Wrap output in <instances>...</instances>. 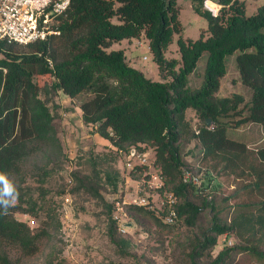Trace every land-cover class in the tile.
<instances>
[{
    "label": "trees",
    "instance_id": "16d2710c",
    "mask_svg": "<svg viewBox=\"0 0 264 264\" xmlns=\"http://www.w3.org/2000/svg\"><path fill=\"white\" fill-rule=\"evenodd\" d=\"M190 1L192 10L207 23L196 39L180 36L177 0H71L59 18V34L26 45L27 53H17L18 45L0 39V264H19L47 239L45 230L34 233L15 215H47L22 185L28 160L57 144L53 115L44 101L49 91H60L70 99L86 94L78 106L80 120L92 126L113 151L126 156L132 150L152 151L149 164L135 166L127 175L143 173L146 180L148 168L159 170L164 183L160 194L172 193L175 199V222L182 219L196 227L200 214L208 212L211 222L190 246L188 264H241L234 259L242 252L264 264V145L250 149L225 134L227 128L247 123L264 130V2L247 14L238 0H212L219 6L213 15L203 9L209 0ZM174 34H178L179 58L167 60L164 52ZM141 36L148 42L158 73L169 80L146 78L127 63L122 49L111 48ZM56 39L63 43L59 56L52 46ZM233 53L239 82L250 91L247 103L239 94L216 95L226 74L225 58ZM203 54V80L198 88H190L188 76ZM42 75L51 81L38 85L36 78ZM188 110L193 111L194 126L186 116ZM191 141L199 147L195 166L181 158V145ZM93 159L94 167L96 160L99 167L104 161L99 154ZM100 169L102 180L115 192L123 180L118 171L111 166ZM182 170L198 176L202 187L184 183ZM218 176L230 179L233 187L225 205L216 208L213 189L219 184ZM99 179L95 173L80 187L100 198ZM231 199L235 202L227 205ZM106 208L110 241L128 244L116 237L112 205ZM132 209L157 225L175 223L163 221L166 208L160 216L142 206ZM223 235L234 236L239 245L223 244L212 257L210 251Z\"/></svg>",
    "mask_w": 264,
    "mask_h": 264
},
{
    "label": "rangeland",
    "instance_id": "374dc122",
    "mask_svg": "<svg viewBox=\"0 0 264 264\" xmlns=\"http://www.w3.org/2000/svg\"><path fill=\"white\" fill-rule=\"evenodd\" d=\"M245 4L247 14H252L264 0H238ZM179 6L178 19L181 23L180 36L183 39H196L204 33L206 20L196 14L190 0H177ZM219 6L204 1L203 9L215 15ZM178 34H174L171 44L164 52L165 59L179 58L177 49ZM62 44L57 39L53 47L56 55H61ZM112 49H122L127 63L140 70L146 78L153 81L169 80L160 76L156 63L148 49L147 40H121L111 45ZM25 46H18L17 53H27ZM235 53L225 58L226 74L220 79L216 93L218 97H230L232 94L242 96L245 103L250 99V91L239 82L235 67ZM0 58L3 55L0 54ZM206 55L197 62L195 70L188 76V87L198 88L203 80ZM48 75L38 76V85L49 83ZM87 97L81 94L70 99L60 91H49L44 97L52 115L57 144L45 147L27 162L25 188L27 195L42 206L45 213L38 217L28 213L16 214L15 217L27 224L30 230L40 234L45 230L47 239L38 245L36 252L22 258L19 264H188L187 257L190 246L206 231L211 222L207 211L200 214L196 227H189L182 219L173 225L164 227L157 225L147 216L132 209L134 199L148 197L152 205H158L162 193L149 191L142 183L143 173L128 177L125 167L127 156L123 152H115L109 143L94 133V128L84 125L80 120L78 106ZM186 116L192 126L196 124L193 111L188 110ZM235 119V116H230ZM228 138L245 142L250 149L264 145V130L257 124H243L238 128H227ZM148 150V149H147ZM104 157L102 164L94 167L96 155ZM148 159L152 158L151 150L147 151ZM181 158L184 164L195 166L199 160V147L195 141L181 145ZM102 158L99 159L101 161ZM135 160V159H134ZM112 167L119 173L117 190L111 191L109 185L102 180L100 168ZM38 173V175H37ZM98 173V194L88 192L80 186L84 179ZM219 184L213 189L216 208L225 205L224 198L232 190L230 179L218 176ZM82 182V183H81ZM96 183V182H95ZM235 199L229 200L231 205ZM112 205V218L115 219L116 237L126 243L114 244L108 236V215L106 205ZM28 210L27 206H23ZM119 208V209H118ZM227 211V209H225ZM29 212V210H28ZM239 245L234 236H226V244ZM223 245L219 239L217 247L210 251L213 257ZM264 249V245L262 247ZM235 262L241 264H257L256 258L247 252L236 255Z\"/></svg>",
    "mask_w": 264,
    "mask_h": 264
},
{
    "label": "built area",
    "instance_id": "2783aa9c",
    "mask_svg": "<svg viewBox=\"0 0 264 264\" xmlns=\"http://www.w3.org/2000/svg\"><path fill=\"white\" fill-rule=\"evenodd\" d=\"M70 2L71 0H0V39L10 44L26 46L44 41L49 36L58 35L59 18L66 13ZM209 129H212V126H209ZM150 160L147 152L132 150L124 164L129 170L135 166L149 164ZM148 169L146 173L148 178L142 180V183L149 191L158 194L163 188V179L159 170ZM181 176L184 183H190L197 188L202 187L201 179L192 172L182 170ZM151 202L148 197H139L134 199L132 204L153 210L157 216H160V211L166 208L167 212L162 216L163 221L167 224L175 222L177 214L173 209L175 199L172 193L164 192L158 205L153 206ZM115 219H117L116 216ZM221 238L223 244L230 245L229 242L226 244V235Z\"/></svg>",
    "mask_w": 264,
    "mask_h": 264
},
{
    "label": "water",
    "instance_id": "95a60500",
    "mask_svg": "<svg viewBox=\"0 0 264 264\" xmlns=\"http://www.w3.org/2000/svg\"><path fill=\"white\" fill-rule=\"evenodd\" d=\"M206 123L209 124V120H207Z\"/></svg>",
    "mask_w": 264,
    "mask_h": 264
},
{
    "label": "clouds",
    "instance_id": "9594fccd",
    "mask_svg": "<svg viewBox=\"0 0 264 264\" xmlns=\"http://www.w3.org/2000/svg\"><path fill=\"white\" fill-rule=\"evenodd\" d=\"M0 179H3V177H0Z\"/></svg>",
    "mask_w": 264,
    "mask_h": 264
}]
</instances>
